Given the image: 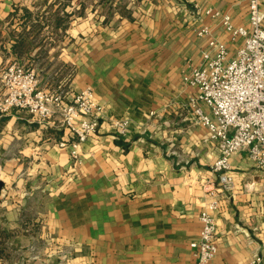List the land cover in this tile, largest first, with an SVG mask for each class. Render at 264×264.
<instances>
[{"label":"crops","instance_id":"crops-1","mask_svg":"<svg viewBox=\"0 0 264 264\" xmlns=\"http://www.w3.org/2000/svg\"><path fill=\"white\" fill-rule=\"evenodd\" d=\"M195 3L248 24V0H72L61 13L76 15L56 30L60 1L0 0L1 93L2 69L26 38L19 60L35 67L42 87L92 86L105 119H131L126 134L104 120L75 165L58 144L73 139L58 119L0 115V264H194L190 243L200 237L218 150L194 120L182 73L199 64L211 36L231 54L242 43ZM17 8L33 14L27 30L46 25L39 38L20 35ZM204 26L212 35L198 33ZM232 166L236 188L218 211L209 264H245L264 249V169L246 150Z\"/></svg>","mask_w":264,"mask_h":264},{"label":"built area","instance_id":"built-area-1","mask_svg":"<svg viewBox=\"0 0 264 264\" xmlns=\"http://www.w3.org/2000/svg\"><path fill=\"white\" fill-rule=\"evenodd\" d=\"M263 3L248 0L247 25L235 24L230 13L195 3L199 13L220 20L231 42L241 38L242 43L231 54L228 42L211 36L199 64L189 65L182 73L184 87L192 89L188 104L194 120L206 127L207 140L218 150L210 166L215 181L207 189V201L199 214L200 237L190 243L195 250L194 264H209L218 251V211L236 188L233 156L246 150L257 168L264 169ZM198 33L212 35L206 26ZM1 83L0 115L21 110L37 116L40 122L58 119L73 135V139L58 144L70 148L75 165L82 163L81 144L99 131L104 120L118 134H126L131 124L129 117L105 119L106 107L92 86L76 92L44 88L35 67L18 59L3 67ZM245 264H264V249Z\"/></svg>","mask_w":264,"mask_h":264},{"label":"trees","instance_id":"trees-1","mask_svg":"<svg viewBox=\"0 0 264 264\" xmlns=\"http://www.w3.org/2000/svg\"><path fill=\"white\" fill-rule=\"evenodd\" d=\"M58 1H60L61 6H59L58 9L56 10V12L54 13V24H52V25H54V28L56 30H58V29L66 30L70 24V21L74 18L76 13L67 12V11H65L64 13H61L62 8H65V6H67L69 3H71L72 0H58ZM18 10L19 9L17 8L15 13L19 14V17L21 18L22 23H23L22 25L24 27V30L20 35L27 34V33L29 34V33L33 32L35 34V37L39 38V35L41 34V32L43 31V29L46 25L42 24L40 22H37V23L32 25V29L27 30L26 29L27 23H28V21H30L33 14H32V12H30L27 9L26 10L24 9L22 11V13L20 14ZM14 15H17V14H14ZM51 16H53V15H51ZM51 18H49L47 20V22H49V24H50V21L52 20ZM39 43H41V42H39ZM29 46H30V43H29V41H26V38H22V39L20 38V40H17L15 42L14 52L16 53L18 60L22 59L25 50ZM29 66H32V65H29ZM2 235H3L2 232H0V236H2Z\"/></svg>","mask_w":264,"mask_h":264},{"label":"water","instance_id":"water-1","mask_svg":"<svg viewBox=\"0 0 264 264\" xmlns=\"http://www.w3.org/2000/svg\"><path fill=\"white\" fill-rule=\"evenodd\" d=\"M3 186V182L0 180V187H2Z\"/></svg>","mask_w":264,"mask_h":264},{"label":"rangeland","instance_id":"rangeland-1","mask_svg":"<svg viewBox=\"0 0 264 264\" xmlns=\"http://www.w3.org/2000/svg\"><path fill=\"white\" fill-rule=\"evenodd\" d=\"M59 253H61V252H59Z\"/></svg>","mask_w":264,"mask_h":264}]
</instances>
